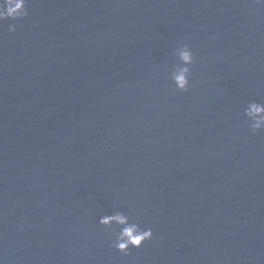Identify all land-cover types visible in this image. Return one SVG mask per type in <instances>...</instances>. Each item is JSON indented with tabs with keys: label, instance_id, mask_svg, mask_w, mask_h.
<instances>
[{
	"label": "water",
	"instance_id": "obj_1",
	"mask_svg": "<svg viewBox=\"0 0 264 264\" xmlns=\"http://www.w3.org/2000/svg\"><path fill=\"white\" fill-rule=\"evenodd\" d=\"M0 23L3 264H264V5L28 0ZM9 23H18L14 32ZM177 43L190 87L168 73ZM114 205L153 238L124 255Z\"/></svg>",
	"mask_w": 264,
	"mask_h": 264
},
{
	"label": "clouds",
	"instance_id": "obj_2",
	"mask_svg": "<svg viewBox=\"0 0 264 264\" xmlns=\"http://www.w3.org/2000/svg\"><path fill=\"white\" fill-rule=\"evenodd\" d=\"M257 5H264V0H255ZM28 0H0V23L11 20L21 21L28 16ZM18 23H9V32H14ZM174 63L168 73V79L177 92H187L190 87L192 65L196 57L186 43H177L172 50ZM243 121L252 135L264 132V100H249L242 108ZM98 224L110 237V247L124 255L130 248H140L145 241L153 238L151 228L142 227L138 219L130 212H125L114 205L109 213L101 215ZM3 264V261H0Z\"/></svg>",
	"mask_w": 264,
	"mask_h": 264
}]
</instances>
